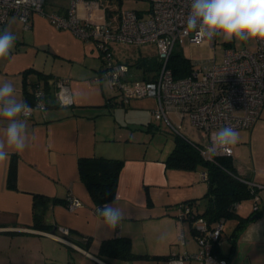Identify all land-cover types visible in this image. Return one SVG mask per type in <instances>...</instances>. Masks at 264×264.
I'll return each mask as SVG.
<instances>
[{
	"label": "crops",
	"instance_id": "0c3cea01",
	"mask_svg": "<svg viewBox=\"0 0 264 264\" xmlns=\"http://www.w3.org/2000/svg\"><path fill=\"white\" fill-rule=\"evenodd\" d=\"M86 1L104 8L106 15L111 11L104 0ZM67 6L68 1H47L46 11L64 12ZM78 10L84 13L81 3ZM3 29L16 39L10 56L0 59V83L11 81L17 98L25 102L24 84L39 79V72L48 77L51 101L46 111L34 110L28 117L29 147L10 155L16 159L15 188L7 185L10 159L0 162V264H168L171 253L196 252L199 247L191 224L177 217V207L197 199L194 209L202 210L207 190L202 173L206 172L202 167L187 170L167 165L174 138L162 134V123L172 134L179 131L198 143L203 134L174 112L169 121L156 119L153 97L116 103L100 79L102 52L93 39L57 28L40 14L31 15L27 25L10 15ZM133 72L139 77L136 69ZM58 78L67 79L70 102L56 98ZM261 125L260 114L252 127L235 129L239 140L231 146L237 171L255 184H264ZM92 156L123 160L115 196L107 202L126 214L115 230L104 223L79 176L78 158ZM34 195L60 200L46 210V221L52 225L49 232L32 228ZM68 196L79 200L74 209L65 204ZM259 196L264 206V189ZM248 200L250 214L254 203L253 198ZM55 226L70 231L65 238L71 244L53 236ZM110 237L128 238L132 252L143 256L100 258V243ZM185 261L196 264L188 259L182 264ZM229 264H264V215L241 232Z\"/></svg>",
	"mask_w": 264,
	"mask_h": 264
},
{
	"label": "built area",
	"instance_id": "2783aa9c",
	"mask_svg": "<svg viewBox=\"0 0 264 264\" xmlns=\"http://www.w3.org/2000/svg\"><path fill=\"white\" fill-rule=\"evenodd\" d=\"M67 1L65 11L58 12L46 11L47 0H0V28L10 15L27 25L31 15L40 14L57 28L69 30L82 39H93L102 52L100 79L116 103L126 104L132 99L153 97L157 100L154 110L156 119L169 121L168 115L174 112L181 119H187L207 138L205 145L196 142L204 159L231 157L232 147L228 152L218 154L208 149L216 129L222 126L250 128L259 119L264 108V42L256 41L255 50H250L236 48L231 42L223 41L222 59L217 61L214 52L216 39L199 41L192 33L185 31L190 0H148L150 7L146 13L134 9L123 10L115 26L104 8L92 6L86 0ZM79 3L84 8L83 14L79 13ZM113 42L154 44L161 62L154 79L143 80L134 74L133 68L127 63L114 61L110 51V43ZM183 43H206L213 54L207 59H190V73L175 77L167 63L175 47ZM66 82L64 78L54 82L57 87L55 96L61 102H70ZM37 93L43 97L41 87L35 90V97ZM29 105L35 109L36 104ZM202 176L206 178V173H202ZM249 183L257 185L260 190L264 189V184ZM252 198L255 210L260 202L259 192L254 193ZM78 205L76 197L68 196L66 206L69 209ZM192 208L186 203L178 205L177 217L187 219L195 229L193 234L199 249L194 253H171L168 264H182L183 259L195 261L196 264H228L226 259L212 251L214 244L221 246L223 243L224 221L220 219L209 225ZM69 234L66 227L57 226V233H53V236L71 244L65 238Z\"/></svg>",
	"mask_w": 264,
	"mask_h": 264
},
{
	"label": "trees",
	"instance_id": "16d2710c",
	"mask_svg": "<svg viewBox=\"0 0 264 264\" xmlns=\"http://www.w3.org/2000/svg\"><path fill=\"white\" fill-rule=\"evenodd\" d=\"M189 61V58L185 57L179 50L174 49L167 65L171 68L175 77H181L190 73ZM127 64L134 70H137L139 78L153 80L161 62L156 53L154 56H139L133 63ZM37 75L39 79L24 84L26 90L25 102L33 105L36 104L37 101L34 92L38 87H41L43 90L42 98L47 107L51 101L48 77L39 72H37ZM28 84L30 89L28 88ZM173 138L174 145L167 157V165L172 168L187 170L202 167L206 172L207 190L203 196L204 202L202 210L197 211L194 209V207H198L199 205L197 199L183 203L193 207V212L197 216L203 217L209 225H212L220 219L223 221L227 219L236 220L233 231L227 237V251L225 252L222 249V245L218 246L214 244L212 248V251L218 257L226 259L229 264L236 252L237 241L241 232L249 223L264 215V206L260 202L257 203V208L247 216L237 214L234 209L242 200L252 198L254 193L259 192L260 188L257 185H250L249 182L252 181L237 171L231 157L216 156L214 160H207L201 156L196 147L197 143L189 139L185 134L177 132ZM122 163V159L102 156L78 158L77 166L80 179L85 184L92 201L98 209L102 208L103 204L114 198L117 176ZM16 172V159L14 156H11L7 170V185L10 188H15ZM56 202H60V200L34 195L32 228L48 232L51 231L52 225L46 221V210L50 204ZM65 204H67L66 201ZM181 204L179 203L178 205L180 206ZM253 214H257V217H252ZM53 232L57 233L56 230ZM192 232L195 233L193 227ZM98 256L100 258L132 259L143 255L132 252L128 238L110 237L101 241Z\"/></svg>",
	"mask_w": 264,
	"mask_h": 264
},
{
	"label": "clouds",
	"instance_id": "9594fccd",
	"mask_svg": "<svg viewBox=\"0 0 264 264\" xmlns=\"http://www.w3.org/2000/svg\"><path fill=\"white\" fill-rule=\"evenodd\" d=\"M185 31L199 41L222 39L225 42H264V0H190ZM16 37L8 30H0V59L10 56ZM35 109L17 98L11 81L0 83V162L12 153H22L29 147L28 117L34 110L46 111L42 94L36 95ZM239 140V132L230 126L215 131L209 151L226 153ZM104 223L115 230L125 218V212L114 203L98 209ZM257 237L258 226H255Z\"/></svg>",
	"mask_w": 264,
	"mask_h": 264
},
{
	"label": "rangeland",
	"instance_id": "374dc122",
	"mask_svg": "<svg viewBox=\"0 0 264 264\" xmlns=\"http://www.w3.org/2000/svg\"><path fill=\"white\" fill-rule=\"evenodd\" d=\"M47 1H58L61 4H66V0H47ZM107 2V8L111 9L108 10V18L110 19L111 23L115 26L118 23L119 16L121 11L134 9L138 11H142L144 13L150 7V2L148 0H104V4ZM232 45L236 48H248L250 50H255L256 48V41H248L247 43H240L236 41L231 42ZM175 49L179 50L185 57L191 60H202L207 59L212 56L213 50L206 44L202 45H191L188 43H183L177 45ZM223 40L217 38L216 45H215V56L216 60L220 61L223 55ZM110 51L112 53V58L114 61H121L125 63H133L139 56H154L157 53V49L154 44H142V45H134L128 43H121V42H113L110 43ZM99 52V50L97 51ZM261 122H264V108L261 111ZM163 135L170 140L174 137V133L172 134L168 129V125L163 122ZM217 130V129H216ZM260 139L262 143H264V125H261L260 129ZM202 145L207 143V138L201 135V142ZM251 201L248 199L242 200L238 203V206L235 207V212L241 216H246L249 214ZM235 219H227L224 222V229L222 234V249L226 252L228 247L227 237L233 231V227L235 225ZM184 264H187L185 261Z\"/></svg>",
	"mask_w": 264,
	"mask_h": 264
},
{
	"label": "water",
	"instance_id": "95a60500",
	"mask_svg": "<svg viewBox=\"0 0 264 264\" xmlns=\"http://www.w3.org/2000/svg\"><path fill=\"white\" fill-rule=\"evenodd\" d=\"M252 217L256 218L257 217V214H253Z\"/></svg>",
	"mask_w": 264,
	"mask_h": 264
}]
</instances>
